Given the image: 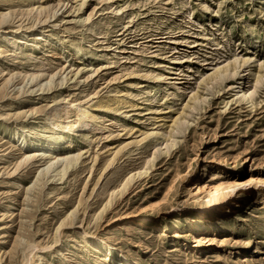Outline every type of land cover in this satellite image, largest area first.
Wrapping results in <instances>:
<instances>
[{
  "label": "rangeland",
  "instance_id": "1",
  "mask_svg": "<svg viewBox=\"0 0 264 264\" xmlns=\"http://www.w3.org/2000/svg\"><path fill=\"white\" fill-rule=\"evenodd\" d=\"M261 197L264 0H0V264H264Z\"/></svg>",
  "mask_w": 264,
  "mask_h": 264
},
{
  "label": "bare ground",
  "instance_id": "2",
  "mask_svg": "<svg viewBox=\"0 0 264 264\" xmlns=\"http://www.w3.org/2000/svg\"><path fill=\"white\" fill-rule=\"evenodd\" d=\"M50 113H51V115L48 118H50L49 120H50V122L52 124H55L54 117L56 116V113L57 112L55 111L54 113H52V112H50ZM88 116H89L88 115V112H86L85 110H82V108H81L80 109V112H79V117H78V122H77V125H76L77 127L76 128L82 129V128L87 127L89 125V123H88ZM52 144H55V140H54V138L50 137V138L46 139V145H44V148L45 147H48V146H51ZM43 154H45V152H43ZM28 158L29 157H26V159H28ZM73 162H74V158H72L71 156H62L59 153H57V154L54 153V154H52L48 158L47 163H46L45 170L48 171V172H52L54 168L57 169L55 166L58 163H61V164H63V168L59 169V171L61 170L60 172L63 173V174H65L67 172V169L73 164ZM249 184H258V185H261V184H263V179L260 178V177H251V179L249 180ZM246 185H248V184L245 183V182L238 181V182L233 183V184H226L224 187H221V189H225L228 193L234 194V191L236 189H238L239 187H245ZM221 189H220V186H218L217 188H212V189L205 190V189H203L200 186V187H198L197 194H199V193L202 194V192H205L207 194V198H208L207 201L208 202H211V203L213 201V203H214V202L218 201L217 198H215V195L217 193H219V191ZM263 198L261 197L260 200H262ZM220 203H222V202H220ZM106 254L109 255V252H106ZM128 262L129 261L127 259H125V258H122V260H121V264H129Z\"/></svg>",
  "mask_w": 264,
  "mask_h": 264
}]
</instances>
